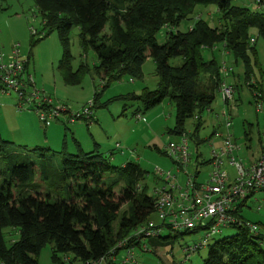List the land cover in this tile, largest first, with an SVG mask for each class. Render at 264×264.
I'll return each instance as SVG.
<instances>
[{"label":"trees","instance_id":"trees-1","mask_svg":"<svg viewBox=\"0 0 264 264\" xmlns=\"http://www.w3.org/2000/svg\"><path fill=\"white\" fill-rule=\"evenodd\" d=\"M33 1L42 15V33L48 36L56 31L58 34L64 50L59 68L71 84H79L81 73L88 70L84 65L76 71L72 68L70 34L74 27L78 29L82 53L85 55L89 50L95 53L94 69L105 81L104 87L125 76L141 79L147 58L154 60L157 88H144L140 94L130 93L122 99L138 105L132 115L136 119L140 116L143 123L147 119L139 113L142 108L146 112L165 100L175 105V125L169 134L179 137L177 142H172L175 144L187 139L189 150L188 164L180 166L179 172L186 176V183H192V191L198 192L194 178L188 173L194 157L189 143L191 139L196 141L197 148L205 143L206 140L199 139L202 116L211 110L224 83V63L214 56L206 59L204 51H214L223 45L234 57V63H243L245 82L253 87L256 39L251 33L255 31L264 40V13L234 5L235 0ZM247 1L254 2L255 6L264 5V0ZM209 5L218 10L220 28L199 19L188 32L175 31L197 6ZM163 28L169 31L165 42L159 44L157 35ZM174 59H180L181 63L172 65L170 62ZM255 91L256 97L263 100L260 86ZM51 100L52 108H65L52 121L70 113L66 105ZM229 103L225 101L226 106ZM93 107L95 100L86 109L91 112ZM126 108L125 105L123 111ZM74 115L69 114L70 124L79 119L93 120L91 112L90 117L81 116L72 123ZM229 116L230 125L226 121L223 125L228 131L225 136L237 147L230 134L232 118ZM190 120L195 121V129L189 135L186 126ZM217 133L223 136L216 126L212 137ZM5 144L0 143V264H39L41 250L48 245L55 264L65 261L99 264L109 259L113 249L118 254L137 247L145 251L136 242L118 248L136 229L148 224L156 212V198L149 196L141 184L147 172L140 164L114 165L112 156L101 153L97 144L94 150L85 152L76 142V153L66 150L51 153L50 148L43 147L30 153L17 152L5 148ZM164 154L167 155L166 151ZM171 183L174 184L173 179ZM167 184L163 181V185ZM239 202L245 203V200ZM239 212H235L237 220L230 224L236 232L214 240L202 264H264V235L259 230L251 231L253 224L239 222ZM202 230L197 226L193 230L173 232L174 235L162 233L157 239L144 241L146 252L172 246L179 236ZM192 254L185 253L186 259Z\"/></svg>","mask_w":264,"mask_h":264},{"label":"rangeland","instance_id":"rangeland-1","mask_svg":"<svg viewBox=\"0 0 264 264\" xmlns=\"http://www.w3.org/2000/svg\"><path fill=\"white\" fill-rule=\"evenodd\" d=\"M233 4L256 9L252 1L235 0ZM257 9L264 13V6ZM199 19L206 21L213 28L221 26L216 6H197L175 31L188 32ZM42 25V15L33 0H0V141L6 142L4 147L11 151L27 153L37 147L50 148L51 153L62 150L76 153L78 151L76 142L82 150L90 152L97 144L101 153L114 158V165L122 166L128 162L140 164L141 168L148 172L143 181L146 192L149 195L154 194L163 184L162 179L156 174L157 169L174 174L178 168V165L164 154L170 143L179 140L178 136L169 134V130L175 125L176 107L169 100L146 112L141 107L139 113L147 119V123H143L132 115L138 109V105L122 99V96L126 97L130 93L140 94L144 88L149 90L157 88L158 78L155 74L154 60L147 58L141 79L131 80L125 76L104 87L105 81L94 69L97 63L95 53L93 50H89L85 55L82 53L78 29L74 27L70 34L72 68L76 71L84 65L88 70L81 73L79 84H71L59 68L64 50L58 34L53 31L45 36L42 33ZM167 31L168 28H163L158 33L159 44L165 42ZM251 34L256 39L253 87H249L245 82L243 63L241 61L234 63V57L225 54L227 51L223 45H218L214 51H204L206 59L214 56L220 63H227L228 72L222 73L224 82L236 84L237 90L228 106L219 92L211 110L202 116L203 127L199 132V139L206 141L197 148L196 141L191 139L189 146L194 152V159L197 153H201L204 159H209L210 142L212 143L214 138L212 133L216 126L218 129L224 128L222 113L225 110L232 118L230 133L231 135L234 133L236 140L240 142V149L235 151V156L245 160L259 152L260 140H264V100L260 101L256 97L255 90L260 86L264 95V40L257 37L255 31ZM16 47L18 50L16 60L21 63L23 74L19 80L9 82L3 78L4 71L1 67L13 61L12 54ZM170 63L179 65L181 60L174 59ZM96 94L98 95L95 96ZM45 98L53 99L55 104L66 105L69 114H77L89 108L95 100V107L91 108L93 120L79 119L75 124H70L69 114H62L58 120L46 125L38 115L41 112L39 107ZM261 103L263 110L258 111V105ZM125 105L127 108L123 111ZM152 114L160 117L153 125L150 122ZM194 123V120L187 123L186 132L189 135L194 133ZM202 169L204 173H201L199 180L204 182L205 173L211 170V166ZM180 176L186 179L183 174ZM180 176L177 180L181 183ZM240 214L243 219L239 218V222L253 224L264 235V191H256L241 207ZM152 220L159 222L156 214ZM235 232L236 229L232 226L224 227L222 234L215 235L208 245L187 259L183 249L186 246L200 244L208 231L202 230L196 234L179 236L172 246L155 251L146 252L138 248L135 250V258L138 264H202L214 240L231 236ZM168 234L175 233L168 231L163 233ZM38 262L55 264L51 260L49 245L41 250ZM64 264L68 262L65 261Z\"/></svg>","mask_w":264,"mask_h":264},{"label":"built area","instance_id":"built-area-1","mask_svg":"<svg viewBox=\"0 0 264 264\" xmlns=\"http://www.w3.org/2000/svg\"><path fill=\"white\" fill-rule=\"evenodd\" d=\"M258 5V4H257ZM264 5H259V8ZM13 61L7 66H2L1 70L4 71L3 78L9 82H13L14 79L19 80L22 77V65L20 61H17L18 50L17 47L13 51ZM227 64L224 63L222 72H227ZM221 95L224 101H232L234 98V89L230 85L223 84L221 86ZM41 112L38 113L40 120L48 125L55 117H58L60 112L65 111V108L57 107L52 108V100L45 98L42 101L40 108ZM262 104L258 105V111L262 110ZM91 112L89 109H85L80 113H77L71 119L73 123L77 118L90 117ZM224 120L227 126L230 125L231 120L227 111L223 112ZM137 119H141L140 116ZM215 137L222 138L220 134H216ZM228 137H223V148L221 153L213 154V166L214 170L211 173L208 186H206L202 192L194 193L192 191L193 185L189 181V192H183L181 194H174L171 190L163 187L158 189L156 195V215L159 222L150 221L142 227L136 229L132 237L125 239L119 243L118 248L128 247L129 243L136 242L141 244L146 251L144 241L147 239H157L162 233L169 230L171 232L182 230H193L197 226L202 227L205 231H208L200 244L194 246H186L183 249L184 253H194L197 249L208 245L210 240L218 234L222 233V229L234 220L229 215V209L231 205L241 199H244L250 192L264 191V143L262 147L261 157L246 167L239 162L234 156L236 148ZM117 148L119 146L117 145ZM167 155L180 166H187L189 161V150L187 139H183L181 143H170L166 148ZM223 157H227L229 165L235 168L237 178L235 182L227 186L229 180L228 173L222 168ZM157 176L168 182L167 187L170 189L174 187L171 180L173 179L171 172H164L157 169ZM191 183V184H190ZM193 193V194H192ZM251 231L258 230L257 227L250 225ZM116 249L111 251L109 259H103L99 264L103 262H112L115 264H137L135 249L130 248L123 254L115 253Z\"/></svg>","mask_w":264,"mask_h":264},{"label":"crops","instance_id":"crops-1","mask_svg":"<svg viewBox=\"0 0 264 264\" xmlns=\"http://www.w3.org/2000/svg\"><path fill=\"white\" fill-rule=\"evenodd\" d=\"M257 8H259V6L256 4V9ZM261 8V7H260ZM259 8V9H260ZM225 54L226 55H229V53H227V52H225ZM11 58V57H10ZM12 59H13V55H12ZM227 64V63H226ZM227 67V66H226ZM224 84H226V85H231V86H235L234 84H231V83H227V82H224ZM233 88H235V87H233ZM236 90H237V88H236ZM234 91H235V89H234ZM262 94H261V97H263L264 98V95H263V92H261ZM234 99V98H233ZM264 100V99H263ZM262 104V103H261ZM263 106V105H262ZM90 107H92V105L90 106ZM263 110V109H262ZM226 111V110H225ZM154 114V113H153ZM150 115V118H151V125H153L154 123H155V121H158V120H156L157 118H160L159 117V115ZM222 117H223V113H222ZM224 118V117H223ZM225 121V120H224ZM145 123H147V121L145 122ZM218 132H220V133H222L223 134V137L226 135V133H228V131H226V129H224V128H222V127H220L219 129H218ZM231 134V133H230ZM233 141L235 142V143H237L238 145H237V148H236V151L237 150H239L240 149V147H239V143L240 142H238L237 140H236V135L233 133ZM223 137L222 138H213V142L211 143L210 142V147H211V155H210V157H209V159L208 160H206V159H204L203 157H202V154L201 153H198L197 154V157L194 159V157H193V159H192V161H191V163H190V165H189V167H188V173L191 175V177H193L194 178V186L196 187V188H199V191L198 192H202L201 191V189L203 190L206 186H208V184H209V180H210V176H211V173L213 172V170H214V164H213V154L214 153H218V154H220L221 153V150H222V148H223ZM263 143H264V140H260V149H259V152L257 153V154H255V155H253L252 156V158H249V159H245V160H240V159H238L236 156H235V151H234V156L236 157V159L239 161V162H241L244 166H246V167H248V166H250L251 164H253L254 162H256L260 157H261V154H262V147H263ZM193 151V150H192ZM193 154H194V152H193ZM112 160H114V158L112 157ZM174 161V160H173ZM174 163H175V161H174ZM176 164V163H175ZM177 165V164H176ZM205 166H211V170H209V172H206L205 173V177H206V179H205V181L203 182V181H200L199 179H200V176H201V173H204L203 172V170L204 169H202L201 170V168L202 167H205ZM228 167V168H227ZM222 168L228 173V176H229V180H228V182H227V186H230V185H232L234 182H235V180H236V178H237V173H236V170H235V168L234 167H232L231 165H229V163H228V159H227V157H223V165H222ZM147 174H148V172H147ZM171 174H172V177H173V180H174V184H172V185H174V187L173 188H169V187H167V185H163L162 184V186L161 187H159V188H157L156 190H155V192H154V194H152V195H149L148 193V195L149 196H152V197H154V198H156V195H155V193H156V191L158 190V189H161V188H163V187H166V189H168V190H171L174 194H176V195H178V194H181V193H183V192H189V186L187 187V183H186V179L183 177V176H180L182 173H180L179 172V167L177 168V171L173 174L172 172H171ZM178 176H180V179H181V183L180 182H178V180H177V177ZM186 177V176H185ZM146 178V177H145ZM161 178V177H160ZM162 179V178H161ZM163 181H165L164 179H162V182ZM166 182V181H165ZM142 184V186H143V188L145 187L146 188V186L143 184V182L141 183ZM254 193L255 192H250L249 194H247L246 196H245V198L244 199H241L240 201H243V200H245V203H238V201L237 202H235V203H233L232 205H231V207H230V209H229V215L232 217V219L234 220V222L237 220L236 218L238 217H236L235 216V212L237 211H239L240 209H241V207L244 205V204H246V202H247V200L250 198V197H252L253 195H254ZM156 214V213H155ZM154 214V215H155ZM153 215V216H154ZM238 215V214H237ZM239 216H240V218L241 219H243V216L240 214V212H239ZM151 221H154V220H151ZM228 226H230V225H227L226 227H228ZM259 230V229H258ZM222 234V233H221ZM151 240H153V239H147V240H145V241H147V242H149V241H151ZM136 249H138V247L136 248ZM159 249V248H158ZM157 249V250H158ZM138 264V263H137Z\"/></svg>","mask_w":264,"mask_h":264}]
</instances>
